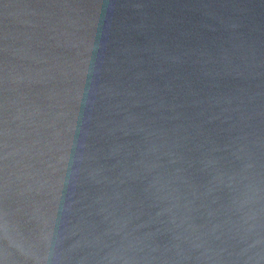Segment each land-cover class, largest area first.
I'll use <instances>...</instances> for the list:
<instances>
[{
	"label": "water",
	"instance_id": "obj_1",
	"mask_svg": "<svg viewBox=\"0 0 264 264\" xmlns=\"http://www.w3.org/2000/svg\"><path fill=\"white\" fill-rule=\"evenodd\" d=\"M0 264H264V0H0Z\"/></svg>",
	"mask_w": 264,
	"mask_h": 264
}]
</instances>
